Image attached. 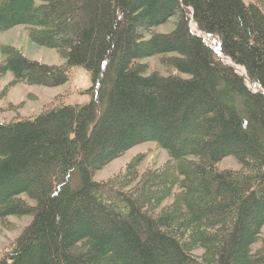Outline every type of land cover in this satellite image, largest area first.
Segmentation results:
<instances>
[{"label": "trees", "instance_id": "1", "mask_svg": "<svg viewBox=\"0 0 264 264\" xmlns=\"http://www.w3.org/2000/svg\"><path fill=\"white\" fill-rule=\"evenodd\" d=\"M35 1L0 0V33L27 26L30 40L64 63L42 64L5 47L0 77L55 88L82 67L91 86L85 104L58 100L32 118L0 122V221L31 216L0 264H264V239L251 251L264 228L260 6ZM173 17L172 31L153 32ZM157 56L174 73H148L141 61ZM220 57L263 92H251ZM147 142L167 152L160 168L138 174L137 157L123 172L94 179ZM226 157L240 169L219 171Z\"/></svg>", "mask_w": 264, "mask_h": 264}, {"label": "rangeland", "instance_id": "2", "mask_svg": "<svg viewBox=\"0 0 264 264\" xmlns=\"http://www.w3.org/2000/svg\"><path fill=\"white\" fill-rule=\"evenodd\" d=\"M247 3H257L264 14V0H245ZM42 0H36L35 6H39ZM176 18H171L167 23L153 29L155 33H169L174 28ZM192 31L197 33L194 25L191 24ZM200 33H197V35ZM201 37V36H200ZM206 44L214 46L208 36L203 35ZM201 37V38H202ZM5 47H12L20 51L29 60L38 61L46 65H61L64 59L55 51L33 43L29 38L27 26H16L0 33V62L6 59ZM221 58V57H220ZM223 60V58H221ZM147 65V72L155 71L160 75L174 73L164 66L160 57L146 58L141 61ZM228 62V60H223ZM239 74L243 73V68L238 66ZM242 70V71H240ZM247 88L255 93L259 91L257 86L245 82ZM91 86L89 73L82 67H72L69 74V81L62 86L48 88L42 86H28L22 83H14L13 76L6 73L0 77V122L8 123L16 119L32 118L54 101L64 102L65 105H82L89 101V96L84 92ZM139 158L136 168L138 174L147 170L160 168L169 160L167 152L153 142H147L135 146L118 159L104 166L96 172L94 179L104 181L116 174L123 172L126 166L135 158ZM219 171H237L240 165L233 157H226L217 164ZM25 198L26 197H22ZM26 201L32 205L28 199ZM171 198L165 200L161 206L168 205ZM31 222V216H9L0 221V259L12 248L16 239ZM264 239V228L261 230L259 240L251 246V251L255 252L261 246ZM203 253L202 249L194 251L196 256Z\"/></svg>", "mask_w": 264, "mask_h": 264}, {"label": "water", "instance_id": "3", "mask_svg": "<svg viewBox=\"0 0 264 264\" xmlns=\"http://www.w3.org/2000/svg\"><path fill=\"white\" fill-rule=\"evenodd\" d=\"M194 25V24H193ZM194 28L196 29V27H195V25H194ZM197 30V29H196ZM197 33H200L199 31H197ZM198 36H203V34L202 33H200V34H198ZM202 39L204 40V38L202 37ZM205 42V41H204ZM213 50H215L216 51V49H213ZM225 64L227 65V66H230L231 68H233L234 70H235V72H239V70H238V66H236V65H234V64H232V63H228V62H225ZM243 71H244V69H243ZM239 74V73H238ZM240 75H242V76H244L245 77V82H247V83H249V84H251L249 81H248V79L246 78V76H245V72H243V73H241ZM251 85H253V84H251ZM259 91H256V92H263V91H261L260 89H258Z\"/></svg>", "mask_w": 264, "mask_h": 264}, {"label": "bare ground", "instance_id": "4", "mask_svg": "<svg viewBox=\"0 0 264 264\" xmlns=\"http://www.w3.org/2000/svg\"><path fill=\"white\" fill-rule=\"evenodd\" d=\"M242 71V70H241ZM254 86V85H253Z\"/></svg>", "mask_w": 264, "mask_h": 264}]
</instances>
